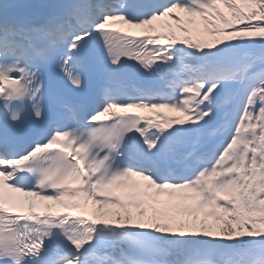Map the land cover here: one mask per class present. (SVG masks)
I'll return each mask as SVG.
<instances>
[{
    "label": "snow or ice",
    "instance_id": "1",
    "mask_svg": "<svg viewBox=\"0 0 264 264\" xmlns=\"http://www.w3.org/2000/svg\"><path fill=\"white\" fill-rule=\"evenodd\" d=\"M165 17L186 35L151 34ZM111 21L148 32L122 33ZM92 39L99 55L88 49ZM127 61L145 73L170 71L129 91L119 74ZM90 73L96 86L86 93ZM160 108L183 116L129 111ZM28 112L46 127L22 129ZM0 118V264L44 260L57 229L76 253L63 264H264V0H163L155 9L148 0L0 4ZM42 132L43 142L15 154L22 136ZM134 133L144 150H128ZM128 189L135 195L126 203ZM42 202L91 203L99 219L31 210Z\"/></svg>",
    "mask_w": 264,
    "mask_h": 264
},
{
    "label": "bare ground",
    "instance_id": "2",
    "mask_svg": "<svg viewBox=\"0 0 264 264\" xmlns=\"http://www.w3.org/2000/svg\"><path fill=\"white\" fill-rule=\"evenodd\" d=\"M125 25L124 24H121V28L122 29H125ZM142 31V28H135V29H133L131 32H133V33H138V32H141ZM158 32H161V31H158ZM162 33H164V32H162ZM189 34H191V35H193V37H196L197 36V34H195V33H193V32H190ZM225 38H227V36H226V34H225ZM143 113H144V115H146V116H152V117H154L155 119H156V117L152 114V112L150 111V110H148V109H144L143 110ZM180 116H182V115H180ZM157 120V119H156ZM139 178H133V183H136L135 181L136 180H138ZM5 195H6V198L9 196V193H5ZM11 195H13V196H15V197H17V194H11ZM49 203H52V206H54V207H61V205L60 204H57V203H55V202H49ZM93 207L94 206H92V204H90L89 203V205L87 206V208H84V207H82L81 208V211L82 212H84V213H86L87 214V216L88 217H93V218H97V219H99L97 216H95L94 214H93ZM10 209H18V208H10ZM39 210H42V208H38ZM42 211H45V210H42Z\"/></svg>",
    "mask_w": 264,
    "mask_h": 264
},
{
    "label": "rangeland",
    "instance_id": "3",
    "mask_svg": "<svg viewBox=\"0 0 264 264\" xmlns=\"http://www.w3.org/2000/svg\"><path fill=\"white\" fill-rule=\"evenodd\" d=\"M180 15L183 16V17L185 18V22H186L187 19H188L187 14L181 13ZM167 20H169V18H168ZM169 21H171V20H169ZM173 22H174V21H171V23H173ZM162 23H163V21H161V24H162ZM186 26H188L189 28L192 27V25H187V24H186ZM158 27L160 28V25H159ZM168 32H169V34H170L171 32H175V34H176L177 37H182V36L186 35L185 33L180 32V31H179V28H178L176 25H175V26L172 25V28H171V29L168 28ZM188 34H189V33H188ZM232 47H233V49H235V50H239L240 52H243V51L248 50V46L245 47V46H244L243 44H241L240 42H233ZM229 54L232 55V51H229ZM160 198L163 199L162 197H160ZM113 211H114V210H113ZM135 211H137V209L134 208V209H133V212H135Z\"/></svg>",
    "mask_w": 264,
    "mask_h": 264
}]
</instances>
